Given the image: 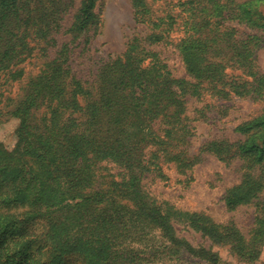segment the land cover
I'll return each mask as SVG.
<instances>
[{"label": "trees", "instance_id": "obj_1", "mask_svg": "<svg viewBox=\"0 0 264 264\" xmlns=\"http://www.w3.org/2000/svg\"><path fill=\"white\" fill-rule=\"evenodd\" d=\"M97 1L80 0L68 29L72 40L28 81L23 97L9 111L19 122L17 143L11 151L0 145V196L4 190L2 203L27 209L21 220L0 215L2 231L10 224L21 227L16 237H0V264L152 262L159 249L144 252L141 247L156 230L169 241L166 248L218 264L220 258L210 247H194L176 236V215L185 216L182 223L212 244L227 246L239 260L256 261L264 243V106L259 115L235 127L243 140L204 145L219 160L244 161L242 181L226 191L224 203L229 209L256 205L248 238L233 224H218L204 214L170 206L164 213L143 189L142 179L151 172L166 178V163L184 174L198 160L186 151L193 134L185 116L188 96L208 93L227 99L233 94L264 103V73L257 70L255 57L261 37L238 38L236 28L229 26L235 21L264 31V0L179 2L185 19L177 48L193 80L175 78L150 49L165 42L173 19L152 20L146 0H132L135 21L153 30L130 38L122 55L99 67L92 84L77 79L68 61L70 43L100 24ZM75 2L0 0V81L6 74L15 81L22 76L15 68L32 53L36 39L56 47L53 34ZM161 25L169 27L156 32ZM230 62L241 74L229 77ZM101 162L118 166L121 179L99 184ZM33 220L47 224L38 242L14 223ZM136 240L141 245L134 248Z\"/></svg>", "mask_w": 264, "mask_h": 264}, {"label": "rangeland", "instance_id": "obj_2", "mask_svg": "<svg viewBox=\"0 0 264 264\" xmlns=\"http://www.w3.org/2000/svg\"><path fill=\"white\" fill-rule=\"evenodd\" d=\"M181 0H146L150 6L152 20L171 17L173 24L165 42L150 47L159 53L161 59L166 63L168 69L175 78L193 80L186 73L182 62L177 43L184 36L181 23L185 19L179 2ZM80 0H76L75 7L71 14H67L58 33L53 34L56 47L49 48V44L43 41H34L31 46L34 50L15 69H20L22 76L18 80H12L6 74L0 81V145L8 150H13L17 143L16 130L18 120L10 116L9 111L13 102L23 97L28 81L36 76L43 68L45 62L56 55L61 45L70 42L72 35L68 32L72 23V17ZM95 12L100 18L97 28H92L70 43L72 49L68 63L71 65L72 74L82 81L95 80L99 67L120 55L126 49V43L135 35L144 37L153 29L147 25L137 23L134 16L132 0H98ZM235 27L237 37L246 39L247 35L255 34L261 37L260 44L256 49L257 70L264 73V31L262 29H249L244 24L235 21L229 23ZM168 25H161L155 29L156 32L168 28ZM46 47V51L42 50ZM221 60V59H219ZM14 70V69H13ZM226 72L229 77L241 74L242 70L235 65L228 63ZM186 103V122L192 128L193 134L186 146L188 156L198 157L196 163L185 173H180L173 163H166L163 166V173L166 178H161L156 173H147L142 179L143 189L151 199L161 207L165 213L167 207L174 211L204 214L218 224H233L240 230L244 237L248 238L253 228L257 207L253 203L239 205L229 209L224 203L226 191L241 183L244 175V161L234 158L229 161L219 160L217 156L204 149V145L214 140H227L230 143L243 140V136L234 131L235 127L243 121L259 115L264 103L250 97H239L231 94L227 99H220L208 93L201 97L188 96ZM42 110L37 114L41 116ZM204 149V150H203ZM203 150V151H202ZM258 173V171H256ZM121 170L113 163L101 162L97 166L98 183L106 186L111 179L120 180ZM5 196L4 190L0 196V215L15 216L22 219L27 207H19L9 203H2ZM262 206V205H261ZM259 206V209L260 207ZM131 209L133 206L131 205ZM185 216H173L172 221L176 229V236L189 241L194 247L203 246L211 248L220 258L218 264H264V243L256 261L247 263L239 260L227 246L214 245L201 233L182 223ZM15 220V219H14ZM25 233L38 242L44 238L47 224L43 221H29L23 224ZM21 227L10 224L2 231L0 237H16ZM146 233H150L145 229ZM149 241L142 244L141 249L146 252L158 250L152 262L144 261L142 264H211L205 259L197 258L187 252H180L182 249L166 248L170 243L162 238L160 231H153L148 238ZM2 238H0V242ZM40 243V242H39ZM44 245V243H41ZM141 243L136 240L132 247L137 248ZM150 249V250H149ZM138 250V249H136ZM135 253V252H134ZM74 261L66 260L65 264H72Z\"/></svg>", "mask_w": 264, "mask_h": 264}]
</instances>
